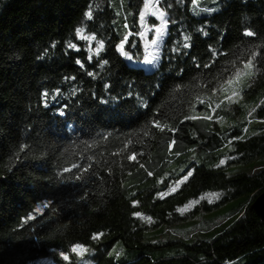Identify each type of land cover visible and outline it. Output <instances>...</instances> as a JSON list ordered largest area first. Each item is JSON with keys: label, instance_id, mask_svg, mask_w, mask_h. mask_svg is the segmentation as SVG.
Instances as JSON below:
<instances>
[{"label": "trees", "instance_id": "16d2710c", "mask_svg": "<svg viewBox=\"0 0 264 264\" xmlns=\"http://www.w3.org/2000/svg\"><path fill=\"white\" fill-rule=\"evenodd\" d=\"M158 5L168 25L161 59L148 71L116 49L129 31L139 32L143 0H0V264H77L74 244L86 246L91 264H264V222L249 207L264 192V165L253 169L264 162V124L247 123L264 121V0ZM78 27L95 36L91 45L76 36ZM246 29L256 34L246 36ZM130 39L139 47L128 44L126 51L141 59L142 41ZM210 45L220 55L205 68L213 60ZM249 60L254 69L244 68ZM238 70L240 79L229 86ZM57 88L58 103H51ZM230 88L243 90L239 102L221 104ZM110 96L119 98L101 103ZM198 98L220 107L213 113ZM191 115L213 119L184 120ZM193 168L175 193L156 198ZM193 200L199 203L177 211ZM46 201L50 207L24 223ZM197 217L231 218L215 232L165 233L172 225L190 228Z\"/></svg>", "mask_w": 264, "mask_h": 264}, {"label": "snow or ice", "instance_id": "6c2138e0", "mask_svg": "<svg viewBox=\"0 0 264 264\" xmlns=\"http://www.w3.org/2000/svg\"><path fill=\"white\" fill-rule=\"evenodd\" d=\"M205 11L208 12H214V9H206ZM147 15H151L153 17H157L159 19V24L158 25H154V31H155V39H147V33L149 32L150 29H148L147 27L144 28L143 31H140L138 33H132L131 31L128 32L127 35H125L123 37V39L120 40V42L116 45V49L119 53V55L126 59L127 61H133V62H139V61H134V57L133 54L129 51H126V45L131 44V47L133 49H136L139 47V42L138 40H131L130 37H132L133 35L137 36L139 39L143 40V48H144V55H143V63L145 64H149V65H153V64H157L159 63L160 59H161V53H159L157 50L160 48V43L163 40L165 34H166V27L168 25V20L165 19V13L163 11H158L156 10V5L152 3V0H145L144 6H143V10L140 12V22L141 24H144L145 18ZM87 17H91L92 13L91 11H88L86 13ZM127 27V25L125 26ZM84 30L82 28H76L75 32H76V36L80 39V40H84V41H88L89 45H91V43L96 39L95 36H86V35H82V32ZM256 33L253 32L250 29H246L244 35L246 36H254ZM205 36H207V33H204ZM189 38L185 37V41H187ZM221 40H223V36L221 37ZM53 47H55V44H53ZM105 47L104 41L101 40L97 46V48L95 49V52L97 55H99V53L101 52V50ZM152 48V51H149V48ZM184 47L186 48H191L192 45L190 43H185ZM68 49L74 50L76 52L80 51V48L78 47V45L76 43H68L67 45ZM88 51L90 53V55L88 56V60L89 62H91L92 60V55L91 52L93 51L91 46H89ZM173 52L178 51V49L176 47H173L172 49ZM209 51H211L213 53V60L211 63L204 65L205 68H210L212 66L213 63H215L216 58L220 55V53L218 51H216L215 49L212 48V46H209ZM76 64L80 65L81 68L84 67V63L81 59L77 58L76 59ZM104 64H107L108 61L105 60L103 61ZM196 67L199 68L200 65L197 63ZM244 68L245 69H254L255 68V64L253 60H249L244 64ZM181 73H183V69L181 70ZM242 73L238 70L236 73V76L234 78L230 77L227 81V84L229 86L234 85L238 80L239 77ZM246 75H253L254 73L252 71L246 72L244 73ZM93 73L92 72H88V76H92ZM73 80L75 79V77L72 78ZM157 87H159V85H157ZM106 90H110L111 88V84H106L105 85ZM213 94L214 95H218L219 92L221 91V89L219 88H214L212 89ZM242 91L241 89H237V88H230L228 89V91L226 92L225 96H224V100L221 101L220 103L223 104L224 101H227L229 105L234 104V103H238L239 99L242 96ZM74 94V93H73ZM49 92L47 89H45L43 91V93L41 94V100L43 103V106L45 108L50 106V101H49ZM61 95L60 89L57 88L56 92L54 95L51 96V103H58V97ZM129 95L131 96L132 93L129 92ZM93 96H96V93H93ZM119 97L113 98V97H109V100H104L102 97H100L101 103L107 104L110 102V100L112 99H118ZM207 103L204 100H200L199 98L197 99V104H205ZM262 104H264V101H261ZM68 105L64 104L63 107H59L57 109V112L59 115L63 116L66 114V109H67ZM145 107H147V105H145ZM195 108V106H193ZM207 107L210 108L212 110V112L214 113L216 111V108L220 107V104H217L216 107H213L211 103H207ZM260 105H257V108H259ZM256 109H253L252 112H249V116H252L253 112H255ZM197 119H206V120H212L213 117L210 115H205L204 117H199L197 115H191V116H185L184 120H197ZM220 120H222L223 118L220 117ZM156 124V127H161V125L159 124V122H154ZM173 133H175L177 130L176 129H172ZM245 131H247V128H245ZM234 140H242L244 139V137L242 136H235L233 137ZM176 143L175 140L172 141V143L169 145V147L171 148L174 144ZM231 143V141H230ZM27 147V146H25ZM177 155H179V153H177ZM17 159H19V157H17ZM130 160H136L137 156L134 153L132 156L129 157ZM226 163V160L222 159L220 161V164L223 165ZM74 168H78L79 166L77 165H73ZM65 172L70 171V169L65 168L64 169ZM85 171H87V169H85ZM195 172V169L193 168L192 170L188 171L186 175H183L182 178L180 180H177L174 182L173 186L169 189V191L167 192H157L156 193V198L158 199H164L167 196L175 193L183 184H185L186 182H188L190 180L191 177H193ZM149 175H152V173H148ZM82 177L81 176H76L77 180H80ZM161 183H163V179L160 181ZM212 195H216L217 198H219V194H212ZM201 199H203V197H201ZM211 203V201H209ZM140 202L137 200H133L132 204L133 206H137ZM199 201L198 200H193L190 201L189 204L184 205V207L182 208H178L177 211H179L180 213H184L185 211H187L189 209V206H195L196 204H198ZM51 205L50 201H46V202H41L39 205L36 206V208L34 209V214H30L27 217L24 218V223H27L29 220H35L37 218V215H40L44 212L45 209L49 208ZM132 215L134 217L140 218L142 217V213L140 212H133ZM147 221L151 222L152 221V217L148 216V217H144ZM23 226V224L21 225V227ZM104 235V233H93V239H99L100 237H102ZM71 251L73 253H79L80 255H83L85 251H87V248L85 245H81V244H74L71 247ZM60 257L63 258L64 261H69L70 257L68 255V253L61 251L59 253ZM109 255H112V253H109ZM121 255L120 252L116 253V256L119 257Z\"/></svg>", "mask_w": 264, "mask_h": 264}, {"label": "rangeland", "instance_id": "374dc122", "mask_svg": "<svg viewBox=\"0 0 264 264\" xmlns=\"http://www.w3.org/2000/svg\"><path fill=\"white\" fill-rule=\"evenodd\" d=\"M160 0H152V3L156 5V10L158 11H162V9L159 7L158 2ZM145 0H143V6H144ZM143 10V7L141 9V11ZM140 11V12H141ZM164 12V11H163ZM159 19L157 17H153L151 15H147L144 21V24H141L140 22V14H139V18H138V30L143 31L145 27H147L149 30V32L147 33V39L151 40V39H155V31H154V25H158L159 24ZM167 29V27H166ZM165 37V36H164ZM164 39V38H163ZM142 42V56L141 59H135L134 61H139V62H133V61H127L126 62L132 65H138L143 67L145 70H153L157 64H153V65H149V64H145L143 63V55H144V48H143V40L140 39ZM163 41V40H162ZM162 41L160 43V48H161V44ZM160 48L157 50L160 53ZM149 51H152V48H149ZM240 79V78H239ZM240 100V99H239ZM217 121L221 122L220 119H218ZM264 122V121H263ZM260 122L258 120L253 121L250 119V117L247 119V123H249V125L251 124H261L263 125L264 123ZM262 165H264L263 161H256V163L254 164L253 169L256 170L260 167H262ZM251 167V166H250ZM249 167V168H250ZM214 196H209V198H213ZM233 204V202H229L227 204H225L221 210L231 206ZM191 206V205H190ZM214 212H211V214ZM211 214H206V215H211ZM231 217H228L226 219H223V217H217L215 218V221L212 223L210 220H204L200 217L195 218L194 220V225L191 226L190 228H184L180 225H172V226H168L165 233H175V234H181L184 237H191V236H197L200 233H207V232H215L225 221H228ZM76 255L78 256V262L77 264H91V261L89 259V252L88 250L84 252L83 255H80L79 253H76ZM36 264H54L50 261L46 262V261H41L40 263H36Z\"/></svg>", "mask_w": 264, "mask_h": 264}, {"label": "water", "instance_id": "95a60500", "mask_svg": "<svg viewBox=\"0 0 264 264\" xmlns=\"http://www.w3.org/2000/svg\"><path fill=\"white\" fill-rule=\"evenodd\" d=\"M249 207L259 217V219L264 222V192L256 195Z\"/></svg>", "mask_w": 264, "mask_h": 264}]
</instances>
